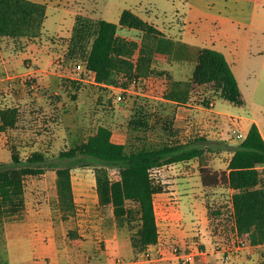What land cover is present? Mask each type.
<instances>
[{
  "label": "rangeland",
  "instance_id": "obj_1",
  "mask_svg": "<svg viewBox=\"0 0 264 264\" xmlns=\"http://www.w3.org/2000/svg\"><path fill=\"white\" fill-rule=\"evenodd\" d=\"M39 1L46 5L40 41L32 42L33 46H28L31 42L24 39L0 38V57L4 58L5 65L7 64L8 67L7 74L11 78V80L6 79L1 82L0 109L14 107L18 110L15 127L0 133V163L9 167L13 150L19 154L22 160L36 151L41 152L45 157L44 173L25 178L22 207L14 216H5L0 221V264H89L88 258L86 259L85 256L81 258L78 245L69 242L67 234L69 230H78L80 225L84 224L85 220H82L78 226L77 219L86 217L81 210H76V208L80 209V205H75L73 214L65 215L58 202L55 168L64 164L59 161V152L84 142L101 124L111 128V139L114 142L124 141L127 138V120L131 116H140L148 119L150 126V131L146 134L148 139L166 140L167 136L163 135V130L165 126L171 125V133L175 132L172 139L182 142L198 140L197 144L205 147L204 162L212 169H224L233 150L241 142L233 137L231 127L245 134L250 120H252L264 136V0ZM124 10L132 11L154 24L160 31L170 32L174 36H177L181 30L178 25L186 23V30L197 35L199 46L204 45L201 43H209V40L214 38L230 37L236 41L238 37L244 36L247 40L245 50L248 52L240 54L238 59L231 56L229 61L232 65L237 62L235 66H232V70H234L245 96V106L230 105L218 97V92L211 85L195 88L190 99V103L195 105H204L205 99L215 100L214 109L232 113L243 119L239 120L234 116L224 117L223 119H226L227 122L226 131L218 132L213 139L200 123L194 126L190 124L189 133L191 132V136L188 135L189 133L185 135L182 129L172 127L174 119L172 110L168 112L169 114H157L150 109L143 110L146 108L143 106L142 101L144 100L135 98L137 95L133 93H125L126 102L119 103L113 97L116 92L113 93L110 89L103 91L89 83H84L74 102L68 99L61 90L55 94L46 89L39 91L44 94H41V101L37 100L36 95L33 94L40 87H44L42 81L44 74L34 73L32 78L36 76L34 77L35 81L30 82L27 73L35 70H27L26 64H32L30 67L32 69L51 72L48 75L50 82H53V87L57 84L58 88L62 81L70 79V76L75 77L74 67L80 63L65 57L76 17L112 22L117 25V33L120 36L137 39L140 36L139 32L118 25L119 16ZM228 16L234 18L229 20ZM221 17H226L227 22ZM50 44L56 46L54 54L48 50ZM52 58L53 61H51ZM154 70H157L156 67ZM84 75L82 73V77H85ZM3 77H6L5 72L0 75V79ZM161 79L152 76L148 85L142 82L131 89L162 98L165 89L163 88L164 80ZM9 83H12V88L7 91ZM50 92L51 95H49ZM99 96L101 99L97 101ZM156 100L152 99V101ZM109 102L111 106H107ZM197 112L199 114V111ZM70 176L75 186L80 179L87 181V184L95 180L92 167H83L78 171L70 170ZM210 193L213 194V191ZM220 194L222 200L219 203L212 200L211 197L207 200L212 225H216V229L220 227L219 225L222 226L219 237L225 238L230 247H241L239 237L235 238L230 228L232 219L229 193L226 189L221 190ZM213 211L218 213L213 214ZM76 212L79 214L78 216ZM28 214H34L29 223L31 229L36 228L32 232L37 242L34 240L33 245L29 244L24 247L13 243L9 259L4 224L25 218ZM50 219L53 220L54 225L60 224L57 239L61 241V244L57 246L56 251L45 246V242H48L51 237L50 227L47 225ZM11 232L12 239H20L23 230L13 229ZM210 232L211 235L216 236L217 240L212 243V246L213 249H217L221 244L218 230L214 232L210 230ZM63 238H66L68 242L65 245L62 242ZM210 248L212 247L205 248L203 245L204 251L210 250ZM215 258V255H209V264H216ZM227 259L224 255L219 261H222L221 264H228ZM259 264H264V253Z\"/></svg>",
  "mask_w": 264,
  "mask_h": 264
},
{
  "label": "trees",
  "instance_id": "obj_2",
  "mask_svg": "<svg viewBox=\"0 0 264 264\" xmlns=\"http://www.w3.org/2000/svg\"><path fill=\"white\" fill-rule=\"evenodd\" d=\"M45 12L46 6L42 3L0 0V38L35 41L41 36ZM118 25L136 30L140 36L137 39L121 37L117 25L112 22L76 17L65 57L84 63L85 78L103 91L110 87L131 90L152 76H163V73L154 71L152 63L160 55L169 53L171 41L165 39L154 24L129 10L121 12ZM83 85L81 81L66 79L60 87L74 102ZM164 85H167L165 80ZM208 85L214 86L218 97L230 105L245 106L246 99L227 59L220 51L208 47L200 50L190 80L170 82L168 88L164 87L162 100L152 101V98L140 94L135 98L144 100L146 108L143 110L169 114L172 107L169 103L187 104L195 88ZM116 96H113L115 101ZM100 99L101 96L97 101ZM203 103L207 106L209 99ZM107 106H111L110 102ZM17 120L16 108L0 109V133L14 128ZM149 131L147 118L131 116L126 122L127 138L123 144L112 142L111 128L101 124L84 142L60 151L58 158L64 164L55 171L61 211L67 216L75 211L70 170L92 167L99 205L110 208L117 227L128 232L134 258H137L156 244L159 236L153 197L161 188L155 184L152 171L198 159L204 188L232 191L231 219L236 235L249 246H263L264 139L257 125L251 124L245 138L233 150L226 168L218 170L204 162L205 147L198 145V140L182 142L172 139L175 132L171 133V125L165 126L166 140L148 139L146 134ZM11 152V165L7 167L0 163V221L5 216H14L22 207L25 178L44 173L45 157L41 152H33L25 160L15 150ZM207 208L209 213L208 205ZM67 234L69 242L78 245L77 229L69 230Z\"/></svg>",
  "mask_w": 264,
  "mask_h": 264
},
{
  "label": "crops",
  "instance_id": "obj_3",
  "mask_svg": "<svg viewBox=\"0 0 264 264\" xmlns=\"http://www.w3.org/2000/svg\"><path fill=\"white\" fill-rule=\"evenodd\" d=\"M30 1L45 4L39 0ZM233 18V16H228L229 20H232ZM221 19L227 22L226 17H221ZM178 26L181 27V30L178 32L177 36L170 34V32L161 31L164 34L165 39L171 41L172 48L168 54L163 56L160 55L152 63V68L154 69L156 67L157 69L154 71L164 74L163 76L158 77L162 78L161 80H165L167 84L164 85L163 88H168L172 81L190 80L197 63L199 52L204 47L220 51L227 59L231 69L232 66L237 64V62L232 65L229 61V57L232 56V58L235 57L238 59L240 54L246 52L245 45H247V40L244 36L238 37V40L236 41L230 39V37L214 38L210 39L209 43H201L204 45L199 46L198 44L200 43L197 40V35L189 33L186 30V23ZM40 40L41 36L35 41ZM28 46H33L32 42ZM55 48V45L50 44L48 50L54 54ZM51 61H53V58ZM6 65L4 58L2 59L0 57V75L3 72L6 74L5 78L3 77L0 79V92L2 89L1 82L6 79L9 80L10 78L7 74L8 67ZM26 65L28 67L27 70H35L31 72L44 74L42 77L44 87H40L38 91L33 94L36 95L35 98L37 100L41 101L42 99V93H39L41 89L50 90L55 94L58 93V90H61V87L59 86L60 84L58 85V88L56 87L57 84H55L56 86H54V88L53 82H50L48 75L51 74V72L42 69H32L30 68L32 67V64L29 63ZM232 72L235 76L234 70H232ZM70 79H74V77L70 76ZM80 79L82 80H74L90 84L88 80H84V77ZM150 79L144 81L146 85L149 84ZM109 89L112 90L113 93L116 92V95H118L121 93L122 88L110 87ZM123 90H127L128 93H133L135 95L140 94L152 99L162 100V98L144 91H136L134 89ZM7 91H9L8 86ZM51 92L49 95H51ZM169 104L172 106L169 110L174 112L172 127L182 129V132H185V135L189 133L191 127L190 124L194 126L197 125V123H200L205 131L207 130L210 137L213 138L218 132L226 131L227 122L226 119H223L224 117L234 116L239 118V120L243 119L232 113L214 109L215 100L209 101L207 106L195 105L190 103V101L184 105L175 103ZM197 111H199V114H197ZM251 123L255 122L250 120L247 131L251 126ZM246 133L244 136H246ZM260 133L264 139L261 131ZM190 134L191 132L188 135L191 136ZM163 135H166L164 130ZM111 141L114 142L112 139ZM229 144L231 145L233 143ZM81 168L83 167H74L71 171H78ZM152 177L155 184L161 188V191L156 193L153 197L154 212L159 236L157 243L149 246L146 252L137 256V258H134L128 232L117 227L110 208L100 207L95 191V180L94 182L87 184V181L80 179L76 186L74 181L71 180L74 204L80 205V209L76 208V210H81L84 217H86L85 219H77V223H79L78 226L82 220H85L84 224L82 226L80 225L77 230L80 237L77 248L81 258L84 256L86 259L88 258L89 264H181L180 260L177 259L173 253L174 249L177 248L179 250L178 254L180 255L193 254V259H191L189 264H209V255L211 254L216 256V264L222 263V261L219 260L224 255L228 258V264H259L260 258H262L264 253V245L249 246L246 244L242 247L238 246L233 248L227 244L225 238L219 237V232L221 233L222 226L219 225L220 227L216 229V225H212L208 213L207 200L211 197L212 200H215L218 203L221 202L222 197L220 192L225 189H206L202 186L199 176L198 161L192 159L156 168L152 171ZM210 191H213V194H211ZM227 192L229 193L230 198L232 191L228 189ZM76 215L78 216L79 214L76 212ZM32 216H34V214H28L25 218L9 221L4 224V236L9 259L10 254H12L11 250L14 246L12 245L13 243H17L20 247H24L29 244L33 245L34 240L37 242L35 235L32 232V230H35L36 228L33 227L31 229L29 223ZM47 225L50 227L51 237L48 242H45V246L56 251L57 246L61 244V241L57 239L60 224L54 225L53 220L50 219ZM232 225L233 224H231V227L229 226L231 232L235 235V238H238ZM13 229L23 230L20 239L11 238V231ZM210 230H213V232L218 230V238L221 244L217 249H213L212 243L217 239L215 238V235H211L212 233ZM62 242L63 245L68 243L66 238H63ZM42 244L44 245L43 242ZM203 245H205V248L207 246H211L212 248L204 251Z\"/></svg>",
  "mask_w": 264,
  "mask_h": 264
},
{
  "label": "built area",
  "instance_id": "obj_4",
  "mask_svg": "<svg viewBox=\"0 0 264 264\" xmlns=\"http://www.w3.org/2000/svg\"><path fill=\"white\" fill-rule=\"evenodd\" d=\"M74 70H75V77H74V79L82 80V79H80V78H82V73L86 72V67H85L84 63L76 64V66L74 67ZM34 73L35 72H29V73H27V76H29L30 82L35 81V78L34 77H36V76H33V78H32V75ZM9 80H11V78H9ZM84 80H87V79L84 77ZM11 88H12V83H9L8 84V90H10ZM125 93H128V91L121 89V93L118 94L116 96V98H115L116 101L119 102V103H125L126 102V99L124 97V94ZM233 124H234V122H233ZM231 132L233 134V137L235 139H237V140L242 141L245 138L244 134H242L241 132H239L236 128L231 127ZM124 142H125V140L124 141L122 140V141H119V142H114V143L123 144ZM239 244H240L241 247L246 245V243L244 242V240L243 239H240V238H239ZM178 252H179V250L177 248H175L174 251H173L175 257L180 260V263L181 264H189V262L191 261V259H193V254L180 255V254H178Z\"/></svg>",
  "mask_w": 264,
  "mask_h": 264
}]
</instances>
